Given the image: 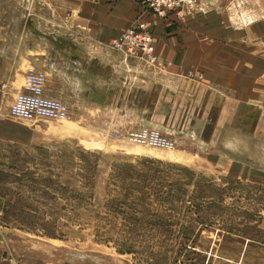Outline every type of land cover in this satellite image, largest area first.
I'll list each match as a JSON object with an SVG mask.
<instances>
[{
  "label": "crops",
  "instance_id": "obj_1",
  "mask_svg": "<svg viewBox=\"0 0 264 264\" xmlns=\"http://www.w3.org/2000/svg\"><path fill=\"white\" fill-rule=\"evenodd\" d=\"M140 16L158 65L109 48ZM30 70L44 74L45 97L68 106L73 135L86 144L141 128L169 135L188 128L185 136L205 146L247 145L249 162L264 144V0H198L192 16L167 21L145 13L143 0H0V143L34 145L54 135L43 120L26 125L10 116ZM217 159L247 180L235 161ZM258 225L264 230V220ZM216 238L209 252L219 263L264 264V245L223 255L225 239ZM39 262L0 253V264Z\"/></svg>",
  "mask_w": 264,
  "mask_h": 264
},
{
  "label": "rangeland",
  "instance_id": "obj_2",
  "mask_svg": "<svg viewBox=\"0 0 264 264\" xmlns=\"http://www.w3.org/2000/svg\"><path fill=\"white\" fill-rule=\"evenodd\" d=\"M43 121L53 137L0 143V253L44 264H223L209 252L217 234L223 255L264 245V144L249 162L247 145L205 146L188 128L159 131L175 143L169 151L114 136L86 144L74 137L73 119ZM137 149L160 158L129 153ZM219 156L244 168L247 180L225 173ZM83 167L94 170L84 169L86 188L76 175Z\"/></svg>",
  "mask_w": 264,
  "mask_h": 264
},
{
  "label": "built area",
  "instance_id": "obj_3",
  "mask_svg": "<svg viewBox=\"0 0 264 264\" xmlns=\"http://www.w3.org/2000/svg\"><path fill=\"white\" fill-rule=\"evenodd\" d=\"M197 4L198 0H143L145 13L165 21L171 17L183 20L192 16L196 13ZM109 48L126 58L145 60L149 64L158 62L152 33L141 16L118 38L112 40L109 43ZM44 88V74L30 70L25 77L23 92L17 96L10 108V116L26 122L37 120L70 121L72 116L68 106L58 100L46 98ZM112 136L134 145L169 151L175 148V143L171 139L158 130L150 128H141Z\"/></svg>",
  "mask_w": 264,
  "mask_h": 264
},
{
  "label": "trees",
  "instance_id": "obj_4",
  "mask_svg": "<svg viewBox=\"0 0 264 264\" xmlns=\"http://www.w3.org/2000/svg\"><path fill=\"white\" fill-rule=\"evenodd\" d=\"M84 169L86 170V171H91V168L90 167H83V168H79L78 170H80L81 171V173H78V174H76L77 176H78V178H79V180H78V182H79V184H80V186L81 187H84V188H86V187H90V182H91V180H92V177H90V178H88V177H86V175L84 174L85 172H84ZM93 169H92V173H93Z\"/></svg>",
  "mask_w": 264,
  "mask_h": 264
},
{
  "label": "bare ground",
  "instance_id": "obj_5",
  "mask_svg": "<svg viewBox=\"0 0 264 264\" xmlns=\"http://www.w3.org/2000/svg\"><path fill=\"white\" fill-rule=\"evenodd\" d=\"M129 153H131V154H137V155H144V156H153V157H155V158H160V156L159 155H157L156 153H151V152H146V151H143L142 149H137L136 151H134V152H129ZM175 158H170V160H174ZM179 161V160H181L179 157H176V161Z\"/></svg>",
  "mask_w": 264,
  "mask_h": 264
}]
</instances>
